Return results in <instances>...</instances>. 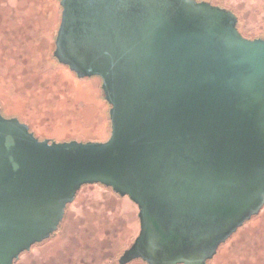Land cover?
I'll use <instances>...</instances> for the list:
<instances>
[{
  "label": "water",
  "instance_id": "water-1",
  "mask_svg": "<svg viewBox=\"0 0 264 264\" xmlns=\"http://www.w3.org/2000/svg\"><path fill=\"white\" fill-rule=\"evenodd\" d=\"M53 57L99 77L104 141L38 139L0 109V264L58 229L84 185L138 208L119 264H207L264 205V38L197 0H60Z\"/></svg>",
  "mask_w": 264,
  "mask_h": 264
},
{
  "label": "rangeland",
  "instance_id": "rangeland-1",
  "mask_svg": "<svg viewBox=\"0 0 264 264\" xmlns=\"http://www.w3.org/2000/svg\"><path fill=\"white\" fill-rule=\"evenodd\" d=\"M59 1L0 0L1 113L26 123L38 139L104 141L110 120L101 80L77 78L52 55ZM199 1L233 12L246 38L264 37V0ZM137 212L136 204L112 189L84 185L67 205L58 231L12 264H110L137 235ZM207 264H264V205Z\"/></svg>",
  "mask_w": 264,
  "mask_h": 264
},
{
  "label": "flooded vegetation",
  "instance_id": "flooded-vegetation-1",
  "mask_svg": "<svg viewBox=\"0 0 264 264\" xmlns=\"http://www.w3.org/2000/svg\"><path fill=\"white\" fill-rule=\"evenodd\" d=\"M197 1H199V0H197ZM209 3H211V4L214 5V3H212L211 1H210ZM220 7H221V6H220ZM237 23H238V20H237ZM261 38H264V37H261ZM64 215H65V213H64ZM256 215H257V214H256ZM253 216H255V215H253ZM253 216H251V218H252ZM63 218H64V217H63ZM251 218H250V219H251ZM248 220H249V219H248ZM62 221H63V219H62ZM62 221H61V223H62ZM246 221H247V220H246ZM246 221H245V222H246ZM245 222H244V223H245ZM61 223H60V225H61ZM244 223H243V224H244ZM60 225H59V226H60ZM58 229H59V227H58ZM58 229L56 230V232L58 231ZM138 231H139V230H138ZM54 233H55V232H54ZM54 233H53V234H54ZM53 234H52V235H53ZM137 234H138V233H137ZM52 235H51V236H52ZM51 236H50V237H51ZM136 236H137V235H136ZM136 236H135V237H136ZM135 237H134V238L132 239V241H130L129 244H128V245L122 250V252H121V253L119 254V256L116 258V260L112 261L110 264H119L118 259H119L120 255L123 253V251H124L126 248H128V247L131 245V243L133 242V240L135 239ZM225 242H226V241H225ZM223 243H224V242H223ZM223 243H221V244L218 246V248H217V250H216V253L214 254V256H213L211 259H213V258L217 255V253H218V251H219V248L222 246ZM211 259H210V260H211ZM133 260H134V259H133ZM139 260H140L143 264H146V263H145L144 261H142L141 259H139ZM131 262H132V260L129 261V262H127V263H124V264H130ZM207 263H208V261H207Z\"/></svg>",
  "mask_w": 264,
  "mask_h": 264
},
{
  "label": "trees",
  "instance_id": "trees-1",
  "mask_svg": "<svg viewBox=\"0 0 264 264\" xmlns=\"http://www.w3.org/2000/svg\"><path fill=\"white\" fill-rule=\"evenodd\" d=\"M55 60V62H58V61H56V59H54ZM74 74V73H73ZM75 75V74H74ZM98 79H100L99 77H97ZM1 109V108H0ZM67 207V206H66Z\"/></svg>",
  "mask_w": 264,
  "mask_h": 264
}]
</instances>
